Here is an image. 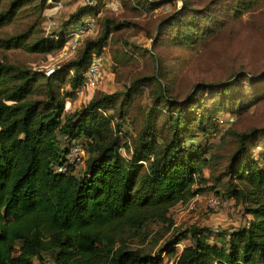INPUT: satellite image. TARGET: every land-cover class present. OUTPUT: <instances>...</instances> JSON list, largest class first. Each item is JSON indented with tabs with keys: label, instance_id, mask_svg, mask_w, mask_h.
<instances>
[{
	"label": "trees",
	"instance_id": "trees-1",
	"mask_svg": "<svg viewBox=\"0 0 264 264\" xmlns=\"http://www.w3.org/2000/svg\"><path fill=\"white\" fill-rule=\"evenodd\" d=\"M136 2L150 10L164 3ZM253 2L238 0L231 9L239 12L238 7ZM25 6H29L25 15L38 14L36 21L18 33L0 37V48H23L44 55L60 50L69 30L81 23L84 10L90 11L85 6L73 12L65 23L70 26L68 31L49 39L37 31L46 1L10 0L7 8H0V28ZM187 10L201 12L181 0L180 8L164 17V23L182 21L179 17ZM117 26L114 19H102L99 36L86 39L77 55L50 75L0 61V264H162L159 256L129 248L125 240L127 233L146 239L147 227L156 222L174 231L168 245L190 241L175 256L174 264H264V167L249 150L264 127L225 131L236 139L237 147L224 169L226 181L222 184L214 176L209 187L218 200L240 204L251 216L247 224L229 230L196 224L181 228L171 217V208L203 191L207 180L202 168L211 160L206 155L210 145H187L186 140L216 133V126H211L213 116L205 117L190 107L205 86L196 84L177 101L161 84L160 73H153L149 80L158 85L152 93L153 104L132 143L129 139L119 142V135L126 136L127 105L117 117L108 113L120 93H99L79 109L64 110L66 100L78 96L79 89L89 92L85 73L91 58L100 55ZM66 76L71 91L62 93L59 84ZM41 80L42 94L38 90ZM230 84L235 81L210 87L230 88ZM126 96L130 98L129 90ZM158 108H164L171 121L168 134L159 130ZM64 136L83 144L85 156L79 172L72 168L56 171L66 161ZM122 147L131 151L130 159L121 155Z\"/></svg>",
	"mask_w": 264,
	"mask_h": 264
},
{
	"label": "rangeland",
	"instance_id": "rangeland-1",
	"mask_svg": "<svg viewBox=\"0 0 264 264\" xmlns=\"http://www.w3.org/2000/svg\"><path fill=\"white\" fill-rule=\"evenodd\" d=\"M9 1L4 0L0 8H7ZM45 1L47 8L39 16L38 36L56 39L70 28L65 23L71 14L85 6H89L90 11L84 10L80 22L91 19L95 29L83 38V42L99 36L102 19L111 18L119 23L100 53L96 86L86 95L84 92L83 96L67 99L65 107L68 109L66 112H71L99 93H120L115 108L108 111L117 117L121 109L126 108L123 105H127L126 136L119 135L120 144L127 139L131 142L143 129L145 115L153 104V90L158 87L157 83L149 80L153 73H160L161 84L177 101L190 94L196 84L205 86L190 107L191 111L196 110L205 117L212 115L214 121L211 126H216V133L207 137L198 134L187 139L186 143L210 145L206 155H211V160L202 168L207 182L202 185L203 191L190 201L171 208L170 215L176 226L181 228L191 224L212 230L245 226L251 216L235 200H219L215 207H209L207 200L214 194V190L209 189L214 183L213 177H220L222 184L226 181L224 169L237 147L236 139L225 131L243 132L264 127V0H253L249 7H238L239 12L231 9L238 0H184L189 8L200 9L201 12L187 10L179 17L182 21L169 24L164 23V17L180 8L181 0H163L160 7L151 10L136 0H117L118 4H112L116 0ZM27 7L11 23L0 28V37L18 33L36 21L38 14L30 11L25 15ZM160 24L163 25L161 29ZM82 44L72 54L67 53L64 46L47 55L23 48H0V61L45 72L57 69L74 58ZM225 80H234L235 84H230V88L210 87ZM42 82L41 89L38 85L41 94ZM59 85L62 93L71 91L68 76ZM128 90L130 98L126 96ZM157 122L159 130L168 134L171 121L164 108H158ZM249 150L258 164L264 167V132L256 135ZM120 153L125 159L132 155L124 147ZM82 167L76 168V172ZM147 232L149 236L146 239L127 233L125 240L129 248L159 256L162 264H174L175 256L190 243L184 240L175 247L168 245L167 240L174 231L160 222L149 225Z\"/></svg>",
	"mask_w": 264,
	"mask_h": 264
},
{
	"label": "built area",
	"instance_id": "built-area-1",
	"mask_svg": "<svg viewBox=\"0 0 264 264\" xmlns=\"http://www.w3.org/2000/svg\"><path fill=\"white\" fill-rule=\"evenodd\" d=\"M118 4L119 2L116 0L112 2V4ZM95 29L94 23L91 19L83 20L79 24V26L75 27L72 30H69L67 34V42L65 44L66 52L72 54L76 51V49L81 46L83 42V38L91 33ZM101 63L100 55H93L90 61V64L85 73L86 78V87L89 90H93L98 82L99 77V66ZM55 68H51L44 73L46 75H50L54 72ZM85 92L84 88H81L77 91V95L83 96ZM86 95V92H85ZM65 111H68L67 107L64 108ZM64 144L67 145V153L65 155V163L63 165H58L56 167L57 172H67L68 169H76L81 165L82 159L85 156V149L83 144L79 140H69L67 136L63 137ZM219 200L214 195L210 196L207 200V204L209 207H215L218 205ZM45 264H50L49 262H45Z\"/></svg>",
	"mask_w": 264,
	"mask_h": 264
}]
</instances>
